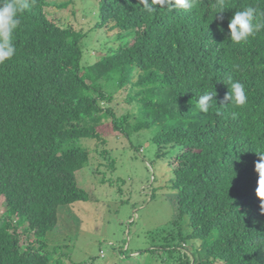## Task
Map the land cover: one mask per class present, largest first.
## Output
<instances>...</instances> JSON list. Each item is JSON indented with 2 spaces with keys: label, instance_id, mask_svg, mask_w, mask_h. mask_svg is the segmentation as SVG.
Wrapping results in <instances>:
<instances>
[{
  "label": "trees",
  "instance_id": "obj_1",
  "mask_svg": "<svg viewBox=\"0 0 264 264\" xmlns=\"http://www.w3.org/2000/svg\"><path fill=\"white\" fill-rule=\"evenodd\" d=\"M94 1L95 27L112 22L126 40L84 67L89 33L61 26L54 2L18 0L28 7L13 35L16 52L0 65V264H63L54 258L59 248L47 250V236L61 209L88 201L76 183L89 163V147L79 142L101 143L109 133L100 124L109 119L119 134L152 131L159 160L174 154L171 224L186 218L185 239L200 245L191 260L183 244L186 264H264L255 171L256 152L264 151V29L247 43L228 40L235 11L255 7L264 23V0H196L188 11L154 0L151 12L140 0ZM135 74L128 101L137 109L116 118L101 106L112 100L97 81L123 87ZM229 78L244 84V106L224 99ZM205 92L216 93L207 113L196 107ZM23 225L30 244L21 242Z\"/></svg>",
  "mask_w": 264,
  "mask_h": 264
},
{
  "label": "rangeland",
  "instance_id": "obj_2",
  "mask_svg": "<svg viewBox=\"0 0 264 264\" xmlns=\"http://www.w3.org/2000/svg\"><path fill=\"white\" fill-rule=\"evenodd\" d=\"M48 2L56 3L50 12L61 26L89 33L83 42L84 67L105 58L110 49L126 40L111 29L112 22L95 27L101 17L94 0ZM136 80L135 74L123 87L98 80L101 92L112 100L101 106L116 118L135 113L137 104L129 102L128 95L136 91ZM100 125L109 133L99 140L103 144L89 140L84 145L87 139L79 142L82 148L89 147V163L76 174V183L85 191L88 201L58 212L57 228L47 236V250L59 248L54 258L63 264H186L188 258L182 254L187 251L192 260L200 245L185 239L190 234L186 218L171 224L176 216L173 197L177 194L169 165L174 154H165L159 160L150 130L130 134L128 128L122 127L125 131L119 134L111 119ZM111 159L115 161L114 169ZM2 203L0 200V216L4 212ZM26 228L23 225L17 230L21 242L30 244L34 239ZM183 244L185 251L181 250Z\"/></svg>",
  "mask_w": 264,
  "mask_h": 264
},
{
  "label": "clouds",
  "instance_id": "obj_3",
  "mask_svg": "<svg viewBox=\"0 0 264 264\" xmlns=\"http://www.w3.org/2000/svg\"><path fill=\"white\" fill-rule=\"evenodd\" d=\"M140 3L148 12L153 11L154 0H140ZM172 6L188 11L196 7V0H173ZM27 7V3H19L18 0H0V65L15 55L13 35L20 24L19 13ZM220 8L221 10L216 13L224 11L223 4L220 5ZM256 17L257 9L252 6L235 11L228 24V40L233 44L247 43L250 37H254L257 32L264 29V23L259 22ZM219 19L222 21L223 16H220ZM227 85L229 92L224 99L230 101V105L244 106L248 99L244 84L229 78ZM215 95V92H205L199 95L196 107L201 112L207 113L212 103H216ZM256 153L259 155V161L255 163V171L259 174L256 194L264 201V151Z\"/></svg>",
  "mask_w": 264,
  "mask_h": 264
}]
</instances>
